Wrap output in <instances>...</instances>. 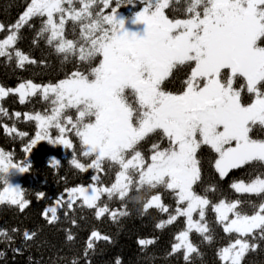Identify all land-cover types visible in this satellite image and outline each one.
Wrapping results in <instances>:
<instances>
[{"label":"snow or ice","instance_id":"obj_1","mask_svg":"<svg viewBox=\"0 0 264 264\" xmlns=\"http://www.w3.org/2000/svg\"><path fill=\"white\" fill-rule=\"evenodd\" d=\"M97 2L80 0L82 7L77 10L64 7V4L72 6L73 0H30L26 10L10 27L9 34L0 40V57L12 60L15 56L19 67L33 63L21 51L10 52L9 49L14 48L19 30L33 17H46L36 35L43 38L47 34V44L54 45L57 53L66 54V58L67 54L78 55L82 62L102 57L99 65L91 68L87 75L76 71L55 85L41 86L29 81L14 90L19 93L22 103L36 92H42L46 100L50 94L53 97L50 114H26L28 120L38 123L40 131L25 151H30L40 140L51 139L48 129L55 127L61 136L53 143L72 148L71 140L64 134L74 131L79 137L83 156H94L88 167L102 170L105 160L119 167L111 187L70 189L69 208L80 197L92 208L97 207V201L104 194L109 198L124 199L131 190L133 173L138 174L137 192L145 186L156 188L158 185L172 190L177 203H186V207H177L176 215L158 227L172 223L177 216L187 218V230L179 234L177 240L180 242L172 249L176 252L184 248L187 260L191 253L197 252L189 241L191 231L195 230L206 240L211 239L207 235V225L202 223L209 200L193 190V185L200 179L197 150L207 145L218 154L214 166L222 178L232 169L252 162L264 163V141L249 136L254 125L264 126V92L258 88L264 82V46L258 43L264 39V0H190L186 8L190 17L183 20H171L164 14L170 0H142L144 6L132 20L134 24L146 26L142 34L126 29L125 20L115 8L109 15L100 12L94 17L91 9ZM99 3L108 8L111 0H99ZM201 5L202 13L198 10ZM56 14H59L58 22ZM68 19L79 24L78 42L64 36ZM4 29L5 26L0 24V32ZM188 62H194L195 66L185 81L186 90L179 95L161 90L162 82L172 70ZM224 70H228V75L222 80ZM236 77L244 78L248 93L255 96L247 106L240 101L243 89L233 87ZM126 90L136 99V107L128 103ZM9 91L13 90L0 87V98ZM66 108L77 110L75 122L68 117L62 124V113ZM15 116L19 118L20 113ZM157 130L168 140L169 147L160 150L159 145H153L155 151L151 163L145 166L136 146ZM7 131L15 132V129ZM72 164L87 170L75 158ZM27 171L28 166L14 163L10 153L0 150V184L3 185L0 203L19 205L21 210L27 206L22 189L13 182L16 174ZM231 187L238 193L260 196L264 194V174L249 182H234ZM61 203L62 198L57 201L58 205ZM240 203L221 201L213 206L218 221L224 224V231L239 234V238L219 252L225 264H241L245 253L250 248L254 250L256 246L250 245L245 237L257 231L264 237V202L253 205L252 215L242 214L238 210ZM153 207L168 212L159 195H152L144 205L145 210ZM197 210L198 221L193 220ZM108 211L106 206L101 207L97 215L102 216ZM49 212L55 220L56 209L46 210L45 217ZM229 213L234 218L229 219ZM112 216L115 218L116 213ZM34 235L25 232L24 238L30 240ZM0 236L7 237V232L0 230ZM7 238L11 240V237ZM92 238L107 239L96 232L92 233ZM151 242L141 240L140 244ZM87 247H93L91 239Z\"/></svg>","mask_w":264,"mask_h":264},{"label":"trees","instance_id":"obj_2","mask_svg":"<svg viewBox=\"0 0 264 264\" xmlns=\"http://www.w3.org/2000/svg\"><path fill=\"white\" fill-rule=\"evenodd\" d=\"M189 2L190 0H170L169 6L165 8L166 16L171 20L188 19L190 14L186 8ZM29 3L30 0H0V24L5 26L4 31L0 32V40L6 38L10 27L17 22ZM143 6L142 0H111L110 6L104 8L98 0L91 10L94 17L100 12L109 15L113 8L131 16ZM73 7L79 10L82 7L80 0L74 1ZM198 10L202 13L203 5ZM44 19L46 17H33L19 30L14 48L9 49L10 52L21 51L34 61L33 63H25L24 67H19L15 56L12 60L0 57L1 87L11 88L29 81L41 86L55 85L69 78L73 72L79 71L87 75L91 68L99 65L101 56H96L90 62L79 61L78 55L67 54L66 58V54L56 52L54 45L47 44V34L43 38L37 37ZM79 32V24L68 19L64 27L65 38L78 42ZM258 43L264 46V39ZM193 67L194 62L175 67L162 82L161 90L180 94ZM238 78L240 77H236ZM125 94L128 103L136 107V99L131 92L126 90ZM250 95L248 92L242 93L244 104H248ZM52 98L50 94L46 100L42 92H37L29 95L22 103L19 95L9 94L2 99L0 105V109H3V112H0V150L10 153L14 163L28 166V171L20 178V187L23 199L28 202L27 206L21 210L19 205L8 202L0 204V230L6 231L7 237H11L9 240L0 236V264H225L219 252L239 238V234L224 231V224L218 221L213 206L221 201H240L238 210L242 214H254L253 205L258 206L264 202V194L257 196L238 193L231 185L241 180L249 182L257 175L264 174V163L246 164L232 169L222 178L214 166L218 154L207 145H202L197 150L200 179L193 185V190L209 200L202 223L207 225V235H210L211 239L206 240L200 233L191 231L189 241L197 248V252L191 253L186 260L184 248L176 252L172 249L180 242L177 240L179 234L187 230V218L177 216L172 223H166L163 228L158 227L170 216L176 215L177 207H186V203L178 204L175 193L164 185H158L156 188L145 186L137 192L135 182L138 174L133 173L131 190L124 199L118 196L109 198L104 194L97 201V207L92 208L80 197L74 200L71 208L68 207L70 189L111 187L115 183L119 167L107 160L102 163V170L88 167L94 156H83L84 149L79 137L74 131L66 132L64 137L71 140L73 146L65 148L52 142L61 136L55 127L48 129L51 139L40 140L31 146L30 151H25L40 131L38 123L28 120L26 114H50ZM15 113H20V117L16 118ZM68 117L75 122L78 118L77 110L64 109L62 124ZM11 128H14L15 132L7 131ZM20 133L24 135L21 136ZM251 135L252 138L259 139L264 137V131L257 124L252 127ZM153 145H159L160 150L169 147L168 140L160 130L148 134L136 146V150L140 151L144 158L145 166L151 163V156L155 151ZM130 156L131 153L128 158ZM73 158L84 164L87 170L76 168L72 164ZM96 177L98 179H95ZM2 188L3 185L0 184V190ZM152 195L161 197V202L168 208L167 213L155 207L145 210L144 205ZM61 198L63 203L56 209L57 218H49L52 212L45 217V211L55 207ZM105 206L109 211L98 216L99 208ZM113 212L116 213L115 218L112 216ZM230 214V218H234L233 214ZM193 220H199V210L193 213ZM25 232L35 235L26 240ZM93 232L107 239H94ZM90 239L92 248L87 247ZM245 239L256 247L245 253L241 264H264V237L257 231ZM141 240L152 242L141 245Z\"/></svg>","mask_w":264,"mask_h":264},{"label":"rangeland","instance_id":"obj_3","mask_svg":"<svg viewBox=\"0 0 264 264\" xmlns=\"http://www.w3.org/2000/svg\"><path fill=\"white\" fill-rule=\"evenodd\" d=\"M74 1H76V0H73V2ZM64 7L65 8H69V7H73V5L72 6H70V5H68V4H64ZM117 14L121 17V18H123L124 20H125V28L126 29H128V30H130V31H136V32H138V33H143V31H144V29H145V25L143 24V23H139V24H134V23H132V20H133V17L135 16V14L134 15H131V16H128V15H126L124 12H117ZM164 14H165V9H164ZM57 16H56V19H57V22H58V20H59V14H56ZM166 15V14H165ZM194 66H195V64H194ZM225 74H227L228 75V70H224L223 72H222V74H221V78H222V80L223 79H225L226 77H227V75L225 76V77H222L223 75H225ZM20 85V84H19ZM19 85H16L15 87H11V88H5V87H3L5 90H13V91H9V93H8V95L9 94H17V95H19V93H17V92H15L14 90L19 86ZM246 81L244 80V78H242V77H240V78H238V79H236L235 78V80H234V82H233V87L234 88H236L237 90H240V89H243L242 91H241V96H242V93H247L248 91H247V88H246ZM1 87V86H0ZM258 88L260 89V91H262V92H264V82H261L259 85H258ZM186 90V86H185V88L182 90V92L180 93V94H182L183 93V91H185ZM37 93V92H36ZM251 94V93H250ZM8 95H6V96H4V97H2V98H0V105H1V102H2V99H4L5 97H7ZM43 95V94H42ZM174 95H179V94H174ZM251 96V98L249 99V102H248V104H244V102L242 101V98L240 97V101H241V103L242 104H244L245 106H247V105H249V104H251L253 101H254V99H255V96H254V94H251L250 95ZM19 97H20V95H19ZM28 97V96H27ZM26 97V98H27ZM25 98V99H26ZM245 100V99H244ZM258 125H259V127H261L262 129H263V131H264V126H262V125H260L259 123H257ZM257 124L255 125V126H257ZM252 130V129H251ZM249 136H250V138L251 139H254V140H258V141H264V137H262V138H259V139H257V138H252V135H251V131L249 132ZM199 138V137H198ZM233 146H234V142H233ZM19 165H24V164H19ZM23 175V173H18V174H16L14 177H13V182L14 183H16V184H18L19 186H20V178H21V176ZM21 188V187H20ZM5 203V202H4ZM0 204H2V203H0ZM53 208H55V209H57L58 208V204L55 206V207H53ZM56 213V212H55ZM52 215H53V213H52ZM52 215L51 216H49V218L50 219H52ZM230 213H229V219H232V218H230Z\"/></svg>","mask_w":264,"mask_h":264}]
</instances>
